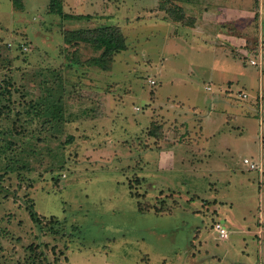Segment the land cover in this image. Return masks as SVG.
<instances>
[{
  "label": "rangeland",
  "instance_id": "374dc122",
  "mask_svg": "<svg viewBox=\"0 0 264 264\" xmlns=\"http://www.w3.org/2000/svg\"><path fill=\"white\" fill-rule=\"evenodd\" d=\"M19 1L0 0V264H264V136L237 66L211 79L180 36L143 29L105 69L86 37L117 29L115 6ZM170 104L195 122L167 119L166 141L152 111Z\"/></svg>",
  "mask_w": 264,
  "mask_h": 264
},
{
  "label": "crops",
  "instance_id": "0c3cea01",
  "mask_svg": "<svg viewBox=\"0 0 264 264\" xmlns=\"http://www.w3.org/2000/svg\"><path fill=\"white\" fill-rule=\"evenodd\" d=\"M70 2L76 4L72 9L77 15L92 14L95 15L91 16L92 20L98 21L113 16L115 6L120 16L116 25L126 35L133 33L138 36L143 29H146L152 32L150 35L156 36L154 33L168 32L171 36H180L181 45L186 46V50L194 51L201 72L207 73L211 79L217 77L218 73L222 74L221 81L224 84L226 82L228 85L234 84V79L228 77L227 73L233 72L236 65L237 79L242 81L246 88L242 92H247L248 95L244 99H249L246 103L247 113L255 111V114H259L264 136V5L262 1L261 3L259 0H71ZM80 5L84 7L83 12L77 11ZM129 6L134 7L132 13L128 12ZM173 6L181 10L185 16L181 18L170 14L169 10ZM80 18L87 19L88 16H80ZM75 19L76 17L73 18ZM123 27L127 28V33ZM256 36H259L258 43ZM249 56H251L250 61L255 59L257 63L249 61V64L247 62ZM242 57H245L244 65L240 62ZM184 63L180 61L174 64L175 74L171 79L187 82L181 77ZM190 71L193 72L192 69ZM184 72H187V69ZM152 112V122L163 118L157 117L156 114L165 116L163 121L156 123L164 130L161 140H166L168 137L165 136L169 131L166 130L167 124L163 123L167 119H179L186 126L195 122L187 111H180L179 106L175 104H170L165 109L154 107ZM191 126L189 124L187 127ZM199 129L202 131L201 128ZM200 135L204 138L203 134ZM149 136L154 137V141L158 139L152 132ZM262 155L264 156V139ZM261 219L260 221H264V211L261 212Z\"/></svg>",
  "mask_w": 264,
  "mask_h": 264
},
{
  "label": "trees",
  "instance_id": "16d2710c",
  "mask_svg": "<svg viewBox=\"0 0 264 264\" xmlns=\"http://www.w3.org/2000/svg\"><path fill=\"white\" fill-rule=\"evenodd\" d=\"M61 1L62 0H51V3H55V5L57 6L55 8V11H63V6H61ZM14 2H15V5L19 6V7L22 4V2H20L19 0H14ZM50 6H51V4H50ZM63 15L70 16L71 14H66V12H65V13H63ZM71 16L79 17V18H80V16L90 17V14H80V15H71ZM178 16L183 18L185 15L183 13H181V10H180V13ZM116 27H117V29L114 27H110V26H104V27L91 29V30H96V32L95 31L90 32V36L88 38L86 37V40L90 41L94 45L95 48L102 50L101 56H103V57L101 59H99V61H101V63H103L102 67H104L105 69H107L109 67V65L107 63H104L105 58H108V60L113 61V58L115 57L116 53H119V52L128 48L127 35L125 33H123V31L120 29V27L118 25H116ZM70 35L72 36V38H68V36L66 38L71 41L74 38L75 32H70ZM80 35H81V33H80ZM97 65L100 66V64H98V63H97ZM111 66H112V64H111ZM111 66H110V68H111ZM60 117L61 116L58 115V118H60Z\"/></svg>",
  "mask_w": 264,
  "mask_h": 264
},
{
  "label": "built area",
  "instance_id": "2783aa9c",
  "mask_svg": "<svg viewBox=\"0 0 264 264\" xmlns=\"http://www.w3.org/2000/svg\"><path fill=\"white\" fill-rule=\"evenodd\" d=\"M251 62H252V63H257V61H256L255 59H251ZM151 82H152L153 84L156 83V81H155L154 79H152ZM208 88H211V87L208 86ZM242 96H243V97H247L248 95H247L246 92H242ZM244 161H245V163H246L247 165H249L250 168H252V169H257V168L260 167L259 162H257V161L254 160V159H251V158H249V157H245V158H244ZM214 226H215V230L218 232V235H219L220 238H222V239H226V238L229 237V230L227 229V227H226L221 221H216Z\"/></svg>",
  "mask_w": 264,
  "mask_h": 264
}]
</instances>
